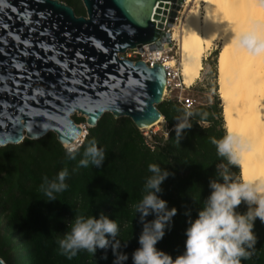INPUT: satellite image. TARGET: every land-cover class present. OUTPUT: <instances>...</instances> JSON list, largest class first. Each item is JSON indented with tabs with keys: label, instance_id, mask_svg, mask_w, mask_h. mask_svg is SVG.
<instances>
[{
	"label": "trees",
	"instance_id": "trees-1",
	"mask_svg": "<svg viewBox=\"0 0 264 264\" xmlns=\"http://www.w3.org/2000/svg\"><path fill=\"white\" fill-rule=\"evenodd\" d=\"M62 1L77 15H85L82 0ZM220 99L217 96L211 104L198 105L189 112L175 99L161 102L158 108L170 130L167 138L156 139L154 150L131 118H115L110 112L88 128L75 159L68 157L67 147L52 131L40 139L25 138L19 144L0 147V257L7 264H114L111 247L97 249L95 255L81 250L71 260L58 253L57 239L70 231L75 215L99 218L103 212L118 224L119 251L128 256L124 264H131L143 229L134 205L151 175L149 164L169 171L158 195L167 201L169 209H177L156 248L173 259L182 255L186 229L210 194V180L218 179L217 166L227 167L232 177L241 179L240 166L228 165L211 142L222 138L227 130ZM185 117L192 126L177 137L175 125ZM73 119L78 124L86 121L76 115ZM93 139L104 150L103 164L79 166L84 149ZM63 169L68 171V187L55 194L57 199L47 201L40 189L43 178L54 180ZM237 211L246 212L247 205L242 202ZM154 218L150 214L146 220ZM253 231L257 243L252 256L241 264H264V223L257 219Z\"/></svg>",
	"mask_w": 264,
	"mask_h": 264
},
{
	"label": "water",
	"instance_id": "water-1",
	"mask_svg": "<svg viewBox=\"0 0 264 264\" xmlns=\"http://www.w3.org/2000/svg\"><path fill=\"white\" fill-rule=\"evenodd\" d=\"M182 1L82 0L84 16L62 0H0L4 42L14 19L28 27L44 18L42 35H49L47 24L56 27L49 40L24 43L22 55L0 53V147L51 131L63 145L72 146L84 132L73 119L76 113L89 127L106 112L131 118L141 130L159 121L165 67L120 59V54L147 44L161 49V40L168 48L165 13L172 3L171 24Z\"/></svg>",
	"mask_w": 264,
	"mask_h": 264
},
{
	"label": "clouds",
	"instance_id": "clouds-1",
	"mask_svg": "<svg viewBox=\"0 0 264 264\" xmlns=\"http://www.w3.org/2000/svg\"><path fill=\"white\" fill-rule=\"evenodd\" d=\"M247 42L252 45L255 38L249 37ZM191 126L187 117L177 120L176 136L180 137ZM211 142L216 146L217 155L224 157L228 165H241L246 149L232 131L226 130L222 138L212 139ZM79 147H67L66 153L70 159H75ZM83 156L79 161L82 167H87L89 163L100 167L105 160L103 148H99L94 139L88 142ZM148 171L151 175L145 180L142 197L134 205L143 229L138 240L140 247L132 254L133 264H241L242 260L252 256L251 250L258 239L253 231L255 221L259 219L264 223V177L237 180L229 174L227 167L218 165V179L210 180V194L198 211L197 218L191 220L186 229L184 252L173 259L156 248L177 213L175 207L169 209L167 201L158 195L170 173L157 164H149ZM67 176V169H63L54 180L43 178L40 189L48 198L47 201L57 199L55 194L67 189ZM242 202L247 205L244 213L237 211ZM150 214L155 218L147 221L146 217ZM118 232L116 221L103 212L99 218L75 215L70 231L57 239L58 253L71 260L81 250L95 255L97 249L111 247L115 256L114 264H124L128 256L119 251L121 241L117 239ZM0 264H3L2 260Z\"/></svg>",
	"mask_w": 264,
	"mask_h": 264
},
{
	"label": "bare ground",
	"instance_id": "bare-ground-1",
	"mask_svg": "<svg viewBox=\"0 0 264 264\" xmlns=\"http://www.w3.org/2000/svg\"><path fill=\"white\" fill-rule=\"evenodd\" d=\"M186 6L183 22L171 32L180 42L184 83L199 78L205 54L219 42L217 81L225 126L246 149L241 178L264 177V0H187ZM249 37L254 44H248Z\"/></svg>",
	"mask_w": 264,
	"mask_h": 264
},
{
	"label": "rangeland",
	"instance_id": "rangeland-1",
	"mask_svg": "<svg viewBox=\"0 0 264 264\" xmlns=\"http://www.w3.org/2000/svg\"><path fill=\"white\" fill-rule=\"evenodd\" d=\"M186 5H187V0H183L182 3L180 4L181 7H180V12H179V21H178L177 25H180L181 22H183V17L185 16V9L187 7ZM178 10L179 9L176 10V13H178L177 12ZM86 15H87V13H85L84 16H86ZM174 25H176V24H174V22L171 23L172 27H174ZM178 43L180 45V42H178ZM175 50H176V48L173 51H171L169 54L170 55H172V54L176 55ZM179 51H181V50L179 49ZM219 51H220V48H219V42H218L217 46L212 47L205 54L204 60H203V69L201 70L199 78H197L195 80V82H193L191 85L185 86L184 89H178V90L167 92V96L164 98V100L175 99L178 101L179 97H183V96L192 97L196 101V106H198V105H204V104H211L212 102L215 101L217 96H218V98H220L219 93H218V81H217V79H218V73H217V59L218 58L217 57H218ZM131 53H132L133 58H134L135 57L134 52H131ZM215 53H217V56H215ZM180 58H181V52L179 53V59ZM214 67H216V73L213 72ZM214 85H217V89H215ZM220 106L222 107L221 99H220ZM222 109H223V107H222ZM75 115L79 116V117H83L77 113ZM162 119L163 120L161 122H159V124L157 123V124L153 125L151 128L141 130L142 133L144 134V136L146 137L147 141H150L152 143V141H155L157 138L160 141L161 138L165 139L168 137V131H169V128L167 127L168 124L164 118H162ZM80 124L84 127V131H86V134H88L87 131H88L89 125L86 123V121H84ZM84 137H85V135L82 134V136L78 139V141L81 142V141L85 140ZM78 141L74 145H77L79 143ZM156 142H158V141L156 140ZM66 147H68V146H66Z\"/></svg>",
	"mask_w": 264,
	"mask_h": 264
},
{
	"label": "built area",
	"instance_id": "built-area-1",
	"mask_svg": "<svg viewBox=\"0 0 264 264\" xmlns=\"http://www.w3.org/2000/svg\"><path fill=\"white\" fill-rule=\"evenodd\" d=\"M170 10H171V12L173 10V4L172 3L170 4ZM177 12L178 13L175 16L174 21H173L174 24H177L179 21L180 9ZM170 14L168 12L166 13L167 21H166V24H164V32L169 33L170 38H171V44L168 48H165V45L168 42L166 40H161V47H162L161 49L153 50L150 47V45L147 44V45H144L142 49H139V48L128 49L127 51L124 52L125 54L124 53L120 54V58H122V59H131L133 61L144 60L150 67H152L154 62L161 63L165 67V71H166V88H165L164 98L167 96V92L178 90V89H184L185 86H188L184 83L183 76H182V69H181L180 61H179V53L181 52V51H179V49H180V45L178 43L179 41L175 40L173 38V36L171 35L172 34L171 32L173 31L174 27H172L170 24ZM175 48H176V50H175L176 55L175 54L170 55L169 53L171 51H173ZM131 52H134V54H135L134 58H133V55ZM171 61H174L175 63L169 64ZM178 102L180 104H182L183 107L188 112L191 109L196 107V101L192 97H185V96L179 97ZM85 133H86V131H85ZM168 136H169V131H168ZM83 141H81V142L78 141L79 142L78 144L81 145ZM146 142L152 150H154L156 145L158 144V142H156V140L152 141V143H151L150 141H147V139H146ZM68 147H70V146H68ZM131 264H133V261L131 262Z\"/></svg>",
	"mask_w": 264,
	"mask_h": 264
},
{
	"label": "flooded vegetation",
	"instance_id": "flooded-vegetation-1",
	"mask_svg": "<svg viewBox=\"0 0 264 264\" xmlns=\"http://www.w3.org/2000/svg\"><path fill=\"white\" fill-rule=\"evenodd\" d=\"M49 19V18H48ZM41 23H31L28 27L24 25V22H20L14 19L13 25L10 24L8 26V31L6 32V40L5 42L0 40V53L4 52H14L22 55L24 50V43H28L31 40H41L45 39L49 40V35H54L56 33V27L52 24H47V29L49 30V35H42V29L44 28L43 24L45 23V19H40ZM3 34V28L0 26V36ZM13 35L18 37V40H14ZM32 36V37H31ZM29 49L34 48V45L29 44ZM42 49V48H41ZM29 56V55H28Z\"/></svg>",
	"mask_w": 264,
	"mask_h": 264
}]
</instances>
